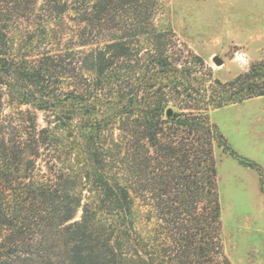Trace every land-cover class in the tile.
Listing matches in <instances>:
<instances>
[{
    "label": "trees",
    "instance_id": "obj_1",
    "mask_svg": "<svg viewBox=\"0 0 264 264\" xmlns=\"http://www.w3.org/2000/svg\"><path fill=\"white\" fill-rule=\"evenodd\" d=\"M160 8L0 0V264H232L215 148L232 150L210 112L264 98V61L197 100ZM167 90L198 108L173 111Z\"/></svg>",
    "mask_w": 264,
    "mask_h": 264
},
{
    "label": "rangeland",
    "instance_id": "obj_2",
    "mask_svg": "<svg viewBox=\"0 0 264 264\" xmlns=\"http://www.w3.org/2000/svg\"><path fill=\"white\" fill-rule=\"evenodd\" d=\"M158 2L161 8L155 26L172 32L171 57L179 60L186 70L185 75L190 74L187 79L197 100L201 98L198 90L202 96L204 88L210 89L215 80L228 82L246 72L251 64L264 61V0ZM19 45L17 41L16 47ZM73 45L74 41L66 42L65 47ZM50 50H57L56 45ZM214 57L222 61L220 67L214 64ZM183 82L178 85L180 92L184 90L182 86L187 87ZM75 84L76 80L72 79L71 83L67 77L58 80L60 89L64 90ZM136 84V78H125L124 96L134 90ZM158 85L159 81L154 83L155 87ZM166 92L168 108L173 111L179 112L186 105L198 108L196 102L189 103L186 97ZM11 99L10 112H14L19 106ZM36 114L40 126L45 125V120H51L47 112ZM210 120L232 150L231 154L215 148L226 254L232 264H264V98L211 111ZM79 122L77 118L75 124ZM243 160L257 167H248ZM147 197L150 195L145 192L138 202Z\"/></svg>",
    "mask_w": 264,
    "mask_h": 264
},
{
    "label": "water",
    "instance_id": "obj_3",
    "mask_svg": "<svg viewBox=\"0 0 264 264\" xmlns=\"http://www.w3.org/2000/svg\"><path fill=\"white\" fill-rule=\"evenodd\" d=\"M213 62H214V64L217 66V67H220L221 65H222V61L218 58V57H214L213 58ZM171 114H172V111L171 110H168L167 112H166V115L169 117V116H171Z\"/></svg>",
    "mask_w": 264,
    "mask_h": 264
},
{
    "label": "crops",
    "instance_id": "obj_4",
    "mask_svg": "<svg viewBox=\"0 0 264 264\" xmlns=\"http://www.w3.org/2000/svg\"><path fill=\"white\" fill-rule=\"evenodd\" d=\"M257 99H260V98H257ZM253 100V99H252ZM249 101V100H248ZM233 106V105H232ZM235 106V105H234ZM228 107V106H227Z\"/></svg>",
    "mask_w": 264,
    "mask_h": 264
}]
</instances>
